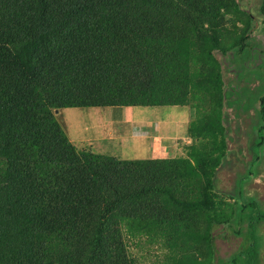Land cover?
Instances as JSON below:
<instances>
[{"label": "trees", "instance_id": "trees-1", "mask_svg": "<svg viewBox=\"0 0 264 264\" xmlns=\"http://www.w3.org/2000/svg\"><path fill=\"white\" fill-rule=\"evenodd\" d=\"M242 6L0 0V264H134L126 238L141 237L166 250V264H260L264 210L244 186L261 171L243 173L231 199L215 182L230 150L232 87L264 86V54L253 46L244 64L253 58L261 74L224 81V56L253 37ZM257 96L244 110L264 120V89ZM134 105L191 109L186 154L124 159L77 148L56 118L65 107ZM255 145L264 149L263 136ZM218 225L241 237L223 259Z\"/></svg>", "mask_w": 264, "mask_h": 264}, {"label": "rangeland", "instance_id": "rangeland-1", "mask_svg": "<svg viewBox=\"0 0 264 264\" xmlns=\"http://www.w3.org/2000/svg\"><path fill=\"white\" fill-rule=\"evenodd\" d=\"M239 1L243 4V8L246 7L253 13L252 29L255 30L251 31L253 37L247 41L248 45L242 54L237 55V52L232 51L231 58L224 56V59H228L223 68L227 86L236 82L235 74L238 81H243L241 79L261 74L263 71L261 68L252 66L253 58L244 64L251 46L260 48L252 52L259 51L264 54V39H262L264 13L260 11V0ZM216 56L223 59L218 52ZM229 66L234 67L236 73L231 71ZM257 83L251 82L252 88ZM244 84L243 82L238 84L239 90H236L237 87L234 89L233 86V90L230 91L237 100L238 109L235 106L225 107L228 114L230 150L227 153V161L216 172L215 182L217 190L224 194L226 199H231L229 196L234 197L236 180L243 173L248 169L261 171L257 177L246 182L244 191L246 194L254 195L264 210V149L257 145L250 147L256 138L257 140L261 136L264 138V128L257 130V126L264 120L256 116L254 110H244L249 103L252 104L253 100L257 99L258 94L262 93L264 86L251 91L252 88ZM193 115L194 113L187 106L170 105L65 107L56 112L57 120L77 148L90 149L93 152L115 155L124 159L149 158L150 149L153 151L156 149L160 156H184L187 146L193 143L186 129ZM257 154H260V160L251 162L253 156ZM202 229V226L196 227L191 235L188 234L187 229H183L179 239L192 241L195 235L199 234L198 232L202 233ZM258 230L261 236L260 264H264V218ZM213 234L218 258H227L238 248L241 241V237L228 226L218 225ZM126 239L134 264H166L165 249H159L155 243L148 245L144 237ZM179 257L182 258V256ZM169 264L177 263L172 261Z\"/></svg>", "mask_w": 264, "mask_h": 264}, {"label": "crops", "instance_id": "crops-1", "mask_svg": "<svg viewBox=\"0 0 264 264\" xmlns=\"http://www.w3.org/2000/svg\"><path fill=\"white\" fill-rule=\"evenodd\" d=\"M151 150V158H159V157H167V155H162V156H160V155H158V151L156 150V149H154V151L152 150V149H150ZM155 154H157V155H155ZM168 157H170V156H168Z\"/></svg>", "mask_w": 264, "mask_h": 264}, {"label": "flooded vegetation", "instance_id": "flooded-vegetation-1", "mask_svg": "<svg viewBox=\"0 0 264 264\" xmlns=\"http://www.w3.org/2000/svg\"><path fill=\"white\" fill-rule=\"evenodd\" d=\"M260 11H261V9H260ZM261 13H262V11H261ZM262 36H263V38L262 39H264V35H263V33H262ZM256 39H258V38H256ZM259 50H260V48H258Z\"/></svg>", "mask_w": 264, "mask_h": 264}]
</instances>
